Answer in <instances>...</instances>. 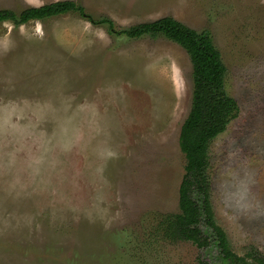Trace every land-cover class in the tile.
<instances>
[{"label": "rangeland", "instance_id": "rangeland-1", "mask_svg": "<svg viewBox=\"0 0 264 264\" xmlns=\"http://www.w3.org/2000/svg\"><path fill=\"white\" fill-rule=\"evenodd\" d=\"M70 1L117 29L170 16L210 32L239 108L209 148L214 215L236 254H264V0ZM192 96L190 56L165 37L116 36L78 12L2 22L0 264H229L163 231Z\"/></svg>", "mask_w": 264, "mask_h": 264}, {"label": "trees", "instance_id": "trees-1", "mask_svg": "<svg viewBox=\"0 0 264 264\" xmlns=\"http://www.w3.org/2000/svg\"><path fill=\"white\" fill-rule=\"evenodd\" d=\"M70 12H78L93 24L105 25L116 36L131 39L162 36L187 51L193 67V96L191 110L179 137L180 149L186 159L185 173L179 187V213L163 217L165 239L191 242L199 249L216 246L220 257L229 264L245 263L246 258L232 250L226 232L218 225L211 200L208 177L210 144L237 117L239 108L225 89L227 69L210 32H198L170 16L117 29L111 19L94 20L84 7L70 0L28 7L19 13L0 10V24L11 21L22 25ZM247 258L252 259L250 264H264V254L257 250L249 252ZM199 264L207 263L200 259Z\"/></svg>", "mask_w": 264, "mask_h": 264}, {"label": "flooded vegetation", "instance_id": "flooded-vegetation-1", "mask_svg": "<svg viewBox=\"0 0 264 264\" xmlns=\"http://www.w3.org/2000/svg\"><path fill=\"white\" fill-rule=\"evenodd\" d=\"M238 255V254H237ZM239 256V255H238ZM240 257H244L246 258V262L245 263H241V264H250V262H252V259L251 258H247V255L245 256H240Z\"/></svg>", "mask_w": 264, "mask_h": 264}]
</instances>
